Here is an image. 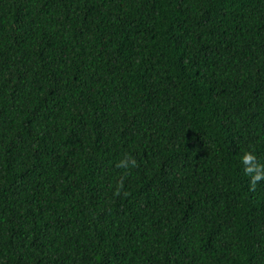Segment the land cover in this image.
<instances>
[{
  "label": "trees",
  "instance_id": "trees-1",
  "mask_svg": "<svg viewBox=\"0 0 264 264\" xmlns=\"http://www.w3.org/2000/svg\"><path fill=\"white\" fill-rule=\"evenodd\" d=\"M248 149L264 0H0V264H264Z\"/></svg>",
  "mask_w": 264,
  "mask_h": 264
},
{
  "label": "clouds",
  "instance_id": "clouds-1",
  "mask_svg": "<svg viewBox=\"0 0 264 264\" xmlns=\"http://www.w3.org/2000/svg\"><path fill=\"white\" fill-rule=\"evenodd\" d=\"M240 162L243 165L244 175L249 178L250 191H256L257 185L264 182V162H261L258 159L252 149L245 150L242 153ZM116 166L117 168L122 169L125 173L115 187L114 194L118 196L123 191L124 180L126 179L127 174H130L131 170L137 167V163L131 156H125Z\"/></svg>",
  "mask_w": 264,
  "mask_h": 264
}]
</instances>
